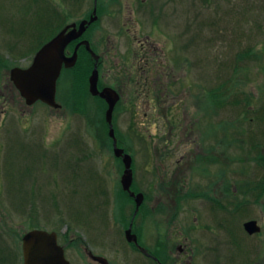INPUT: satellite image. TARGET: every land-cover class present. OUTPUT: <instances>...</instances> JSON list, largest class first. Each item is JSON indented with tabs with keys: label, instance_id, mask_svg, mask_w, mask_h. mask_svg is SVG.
Returning <instances> with one entry per match:
<instances>
[{
	"label": "rangeland",
	"instance_id": "rangeland-1",
	"mask_svg": "<svg viewBox=\"0 0 264 264\" xmlns=\"http://www.w3.org/2000/svg\"><path fill=\"white\" fill-rule=\"evenodd\" d=\"M121 4L108 12L127 8L126 0ZM101 5L97 12L105 17ZM188 5L186 54L180 45L179 55L158 61L174 77L175 94L166 104L170 113L161 105L154 114L168 116L169 124L164 119L158 131L169 126L172 139L164 145L150 138L149 116L140 128L126 117L114 125L118 147L133 159L134 186L145 195L134 217L133 202L120 191L122 165L112 155L106 108L88 94L90 57L78 50L75 67L60 75V110L41 103L27 107L9 79L12 69L28 68L64 26L86 18L91 0H0V264H22L21 239L32 230L55 232L70 264H95L85 249L108 264H152L124 240L131 219L139 244L161 264H264V194L255 203L246 187L264 183V0ZM102 19L84 39L108 58L99 75L102 85L115 89L119 60L131 55L132 46L117 37L116 24ZM73 50L69 46L65 56ZM182 79L189 92L179 88ZM219 85L228 89L220 94L227 95L226 103L208 104L206 97ZM197 147L216 161L208 167L210 177L221 176V205L202 200L212 196L200 172L208 167L191 171L187 158L176 165ZM156 148L166 151L158 157ZM249 221L257 222L258 235L244 232Z\"/></svg>",
	"mask_w": 264,
	"mask_h": 264
},
{
	"label": "flooded vegetation",
	"instance_id": "flooded-vegetation-1",
	"mask_svg": "<svg viewBox=\"0 0 264 264\" xmlns=\"http://www.w3.org/2000/svg\"><path fill=\"white\" fill-rule=\"evenodd\" d=\"M126 1H127V4H126L127 8L125 9L123 7L122 8L123 10L119 8L117 9L118 11L116 13L108 12L109 9L107 7H110V6L120 7V5L122 6L121 0H102V5H101L102 8L100 7V11H105L104 13L106 14L105 17H102V16L101 17L105 18L108 21V24L109 22H111L113 25L116 24V27H119L117 28L118 30L117 37L121 39L123 43L129 45V47L130 45L132 46L130 47L131 55L124 53V57H122V59L120 58L119 60L118 66H120L121 68L118 72L119 73L118 75L119 86L118 87H115L114 89L110 85H106V86L102 85L101 77L99 75V67L100 66L104 67V63L106 62L108 58L104 60V58L98 56L97 55L98 51H96L97 52L96 53L92 49L91 43L89 42V40L84 39V36L89 32V30L94 25H97L99 23L101 25V22H104V20L99 16L97 12L99 9L100 0H91L92 2L91 13L86 18L82 19L81 21L70 24V25L72 24L79 25L83 21L89 22L91 17H93V12L95 11L96 21L92 23L90 26H88L83 36L79 38L78 40L74 41L71 45H74L75 47L78 43H81L83 41L88 42V44L90 45L91 51L99 59L98 64H97V69H98L97 88L98 90L101 91L104 88H110L118 94L119 101L116 104L113 114H112L113 129H114V125L117 123L116 119L118 118L124 119L126 117L129 122H131V120L134 119V122L137 124V127L140 128L143 125L142 121L143 120L146 121L149 116L150 117L149 122L151 126L149 128H152L154 130V133L153 132L150 133L149 137L153 138V140H157L158 142L162 140L161 142H163V144L165 145L168 140L172 139V136H173L172 129H169V126L166 125V127H168V130L166 132H162L159 134L158 126L161 124V121H163L164 119L165 120L168 119L167 124H169L170 119L168 118L167 115L162 116V115H159V113H157V115L155 116L154 112L156 113V107H161V105H165L168 113H170V107H167L166 104L168 103V100L172 98V96L175 94L174 91H172L174 77L173 76L169 77L168 73L162 71L163 67L160 66L161 63L158 61L164 60V58L167 57L166 54L173 55L175 53L179 55L178 49L180 45H181L182 53L186 54L187 44H185V36H186V33H188V31H186L185 25L188 23V21L187 19L183 20V16L185 15L189 7L188 0H126ZM58 4L59 3H57V5ZM174 21H176V25H177L176 27L177 31L175 33L173 32ZM180 24H182V26H180ZM67 26L69 25L64 26V28ZM147 27L149 28L147 31V34H144L143 31L146 30ZM62 30H60L59 32H61ZM56 35H54L52 38H54ZM101 41L109 45L111 44V41L109 40V38H106V41H105V39L102 37ZM113 42L114 41H112V43ZM68 47L65 51V54L67 56L69 55L67 52ZM167 48H169L170 50L169 52H167ZM79 50L84 51L88 55V57H90L89 53L85 51L84 47L79 48ZM90 59L94 65L93 59L91 57ZM165 60H168V59L166 58ZM93 65H92V68H93ZM181 75L184 76V74H181ZM179 88L182 89V91L189 92V86H188V83L185 84V79H182L180 81ZM201 91L203 92V90ZM201 95H198L197 101L202 102L200 98L202 97ZM92 98H96L99 101H101L103 105L105 106V108L107 109V105L103 100H101L98 97H92ZM198 111H199L198 115L202 114V111L200 109ZM163 124L165 125V123ZM164 125H163V128H164ZM106 127L108 130L107 125ZM185 132L186 130H184V133ZM185 136H186L185 134L182 135V137H185ZM186 141H187V138H186ZM165 151H166L165 148H162V149L156 148L155 149L156 156L161 157L163 152ZM210 153L207 154V156H211ZM112 155H113V149H112ZM163 156L168 157L166 154ZM205 156H206V153L201 154L200 149L197 147V150L195 152H191V153H188L187 155H182L181 157H179L176 160V165L179 166L181 162L182 164L185 165L186 164L184 163L186 161L185 158H187L188 162L191 163L190 166H188V169H191V171L195 170L194 172H198V170L200 171V168L203 165L208 167L209 164L215 168L216 161L213 160V162L211 163L210 160L212 158L209 157V159H205ZM191 157L193 158L190 159ZM115 159L118 160L122 165L121 159H117V158ZM132 163H133V159H132ZM183 169H184V166H183ZM122 172H123V165H122ZM200 172H203L204 174V176H201L203 177L202 178L203 183H204L203 188H205L209 192L212 191V196L206 198L205 200L204 199L202 200L207 203L212 202V205L216 206L221 196L220 188L218 186L221 184V178H220L221 176L219 175L217 176V173H216L215 175L210 177L209 167L206 170L202 169ZM132 175H133V181H132L130 191L135 195L142 194L143 196V202L139 208L140 210L144 204L145 195L141 191L137 190L136 187L134 186V182L136 179L134 177L133 172H132ZM121 176H122V173L120 175V178ZM120 178L118 182H119L120 191H122L121 186H120ZM158 181L164 182L163 180H158ZM122 193L125 194L134 204L133 198L129 197V195L123 191ZM202 195L204 196V194ZM134 208H135V204H134ZM133 222L134 220L131 219L129 225L131 224V233L135 235L133 233ZM129 225L127 229L129 228ZM125 231H124V235H125ZM136 238H137L138 245L142 249H144L149 255V256L143 255L144 258L150 261L152 264H158V259L152 254H150L147 249L142 247L139 244L137 236ZM124 240H125V237H124ZM126 244L129 245L132 249L136 250L140 255H142V253L137 249V247L134 244H129L128 242H126ZM176 249L179 253L182 252L181 247H177ZM85 251L86 253L89 252L86 249ZM183 255H186L188 259H191V257L188 256L186 252H183ZM154 259L157 261H155ZM94 263L98 264L96 262Z\"/></svg>",
	"mask_w": 264,
	"mask_h": 264
},
{
	"label": "water",
	"instance_id": "water-1",
	"mask_svg": "<svg viewBox=\"0 0 264 264\" xmlns=\"http://www.w3.org/2000/svg\"><path fill=\"white\" fill-rule=\"evenodd\" d=\"M96 21L95 11L93 17L79 25L72 24L65 27L53 39L41 47L34 56L31 65L27 69L14 68L10 71V82L23 99L27 107L36 103H41L53 110H59L61 107L56 103V86L63 69L70 70L74 68L78 50L81 47L89 53L94 61L91 74L88 78V93L91 97H98L103 100L107 109L105 111V122L108 126V136L112 140L113 155L121 159L123 172L120 178V186L123 192L133 198L135 204L134 217L137 214L143 202L142 194H133L130 191L133 175L131 170L132 159L124 151L117 147L112 126V114L116 104L119 101L118 94L110 89L104 88L101 91L97 88L98 82V57L91 51L88 42L78 43L70 57L65 56V51L69 45L78 40L86 32L87 27ZM243 229L249 236L258 235L260 228L256 221L244 223ZM125 240L129 244H134L137 249L145 256H149L138 243L135 235L131 233V224L125 231ZM22 264H70L64 256V248L58 245L57 235L45 231L33 230L26 233L21 240ZM88 258L98 264H108L107 260L95 257L87 253ZM155 260V259H154ZM157 261V260H155ZM159 264V263H158Z\"/></svg>",
	"mask_w": 264,
	"mask_h": 264
},
{
	"label": "trees",
	"instance_id": "trees-1",
	"mask_svg": "<svg viewBox=\"0 0 264 264\" xmlns=\"http://www.w3.org/2000/svg\"><path fill=\"white\" fill-rule=\"evenodd\" d=\"M78 62V61H77ZM224 86V85H223ZM221 87V85H219L218 87H217V89H214V90H212V91H210L211 92V94L209 93V95L206 97V102L208 103V104H211V105H213V106H215V105H218L219 103L218 102H220L221 101V103L220 104H222V103H226V99H225V97H227V95L223 98V97H220V94H222L223 96H224V94L225 93H227L228 94V89L226 90V89H224V87ZM221 92V93H220ZM219 97V98H218ZM207 100H209V101H207ZM246 187H248V192L247 193H251V194H253L252 196L254 197V200H255V203L256 202H258V200L263 196V194H264V183H262V184H260V186L258 185V186H256V185H254V187H253V185L251 186V185H246ZM244 194H246V193H244ZM245 196V195H244ZM219 203V204H218ZM217 204L218 205H221L222 203H221V201L219 200V202H218ZM216 204V206H218ZM224 207V206H223Z\"/></svg>",
	"mask_w": 264,
	"mask_h": 264
}]
</instances>
